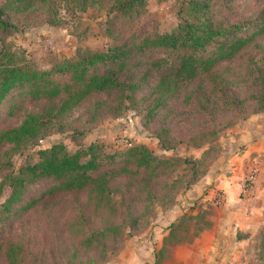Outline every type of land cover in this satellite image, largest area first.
Listing matches in <instances>:
<instances>
[{
	"label": "rangeland",
	"instance_id": "obj_1",
	"mask_svg": "<svg viewBox=\"0 0 264 264\" xmlns=\"http://www.w3.org/2000/svg\"><path fill=\"white\" fill-rule=\"evenodd\" d=\"M51 4L59 19L57 25L48 24L45 15L22 14L13 18L18 30L6 38L13 49L24 51L32 68L41 71L51 70L80 50L102 51L136 37L168 33L179 22L176 0H145L139 11L129 17L110 12L108 0L84 11L78 10L73 0H52ZM225 7L212 5L214 19L225 25L242 26L243 37L253 36L247 48L235 55L232 67L227 64L231 61L222 65L228 67L222 72L225 77L239 80L232 89L242 99L246 92L258 89L253 79L258 73L249 75L248 69L260 67L264 71V54H257L252 48L254 42L264 44V31L254 34L262 25L264 0H232ZM152 54L163 57L165 53L148 50L143 61ZM152 78L151 74L149 89L141 90L137 96L141 101L125 102L120 111L113 110L114 103L109 102L102 105L100 114L92 116L91 102L102 99L98 96L53 121L42 139L21 150L13 151L0 144V186L4 184L0 188V241L23 245L22 264H67L62 262L61 254L70 253L73 248L77 249L81 264H264V223L243 231L220 226L223 189L237 186L241 180L246 189L264 179V109L256 111L245 104L237 114L219 112L213 118H193L190 109L172 105L167 111L148 117L144 109L148 91L155 83ZM53 79L63 81L65 77L55 74ZM44 106V102L38 104L23 88L11 91L0 107V130L16 126L25 111L41 113ZM245 107L248 108L242 111ZM169 121L174 123L169 126ZM167 129L170 132L164 133ZM209 129L218 133L212 143L202 137ZM56 144H62L70 154L94 145L95 154L114 161V165L123 160L126 151L144 145L155 156L171 162L164 174L152 179L150 186L155 197L139 224L130 228L133 221L124 223L128 220L117 217L113 223L120 224L122 231L109 232L99 244L86 248L78 245L81 238L73 232L79 225H87L81 218L82 209L83 216L90 213L84 200L77 202L71 195L57 196L46 198L29 213L19 211L27 199L38 197L46 189L48 182H38L22 193L20 205H3L10 197L5 184L19 174L21 167L38 162L39 151ZM239 195L242 202L238 203L249 215L243 222L249 225V220L257 217L250 214V206L243 201L245 196L241 192ZM105 225L99 227L104 229ZM84 229L89 235L90 228ZM87 259L94 262H86ZM0 264H4L1 259Z\"/></svg>",
	"mask_w": 264,
	"mask_h": 264
},
{
	"label": "trees",
	"instance_id": "obj_2",
	"mask_svg": "<svg viewBox=\"0 0 264 264\" xmlns=\"http://www.w3.org/2000/svg\"><path fill=\"white\" fill-rule=\"evenodd\" d=\"M73 1L78 10L84 11L101 0ZM231 1L176 0L179 22L170 32L136 37L102 51L80 50L75 57L64 59L51 70L41 71L32 68L23 55L24 51L13 49L6 38L18 30L13 18L22 14L45 15L48 24L57 25L59 19L53 11L52 0H4L0 3V107L11 91L20 88L38 104L44 102L45 106L37 114L24 110L22 120L16 126L1 129L0 144L10 146L13 151L21 150L42 139L52 128L53 121L98 96L102 99L91 102L92 116L100 114L102 105L109 102L114 103L112 109L115 111H120L125 102L138 103L141 101L137 98L140 91L149 89L151 74L155 83L148 91V103L144 109L148 117L168 110L172 105L190 109L193 118H213L219 112L237 114L245 104L256 111L263 110L264 71L260 67L248 69L249 75L258 73L253 75L258 89L246 92L242 99L232 89L239 80L234 77L228 79L222 74L225 68L234 65L235 55L253 41V36L241 35L242 26L225 25L211 14L212 5H225L227 9ZM144 3L145 0H108L109 11L123 17L138 12ZM262 15V25L254 34L264 31V11ZM252 48L257 54H264V44L254 42ZM148 50H164L165 54L163 57L152 54L143 61V54ZM225 63L231 65L222 68ZM55 74L63 75L65 79L56 81L53 79ZM173 123L169 121V126ZM217 135L215 129H209L202 137L205 142L212 140L209 142L212 143ZM157 138L160 142L161 135ZM95 147L91 145L70 154L62 144H56L39 151L38 162L21 167L19 174L12 177L8 185L5 184L10 197L4 202V207L20 205L21 195L29 186L48 182L38 197L27 199L18 210L29 213L46 198L57 196L71 195L77 202L84 200L90 213L83 216L85 210L82 209L81 218L87 225L81 224L80 228L73 230L75 236L81 238L78 245L88 248L93 243L99 244L109 232H121V225L113 223L117 217L121 221L128 220L124 223L133 221L130 228L137 226L149 213V206L155 197L150 186L152 179L166 172L171 159L155 156L144 145H135L123 154L122 161L114 165V161L108 162L97 156ZM113 156L110 158L113 159ZM142 194L145 199H142ZM102 224H106L104 229L99 227ZM86 226L91 230L89 235L84 229ZM174 227L175 224L171 229ZM23 253L22 244L0 241V259L4 264H22ZM106 254L102 253V258ZM61 256L62 262L67 264L82 263L76 248ZM86 262L94 261L87 259Z\"/></svg>",
	"mask_w": 264,
	"mask_h": 264
},
{
	"label": "crops",
	"instance_id": "obj_3",
	"mask_svg": "<svg viewBox=\"0 0 264 264\" xmlns=\"http://www.w3.org/2000/svg\"><path fill=\"white\" fill-rule=\"evenodd\" d=\"M264 179H260L257 181L253 186H249L245 189L243 184V180L238 182L237 186H229L228 189H223L224 191V198H223V205L220 210V214L223 216V221L220 223V226L223 224L224 226L230 228H237L239 231L254 229L260 224L264 223ZM221 188H224L222 185ZM242 193L245 196V201L247 205L250 206V214L253 213L256 215V218L250 219V223L246 221L243 222L244 218H248V213H244L243 209L238 203L241 198L239 193ZM236 196H238L236 198ZM242 202V201H241ZM245 205V204H244ZM251 216V215H250ZM223 226V227H224ZM210 237H214V235H208ZM210 248V247H209Z\"/></svg>",
	"mask_w": 264,
	"mask_h": 264
},
{
	"label": "built area",
	"instance_id": "obj_4",
	"mask_svg": "<svg viewBox=\"0 0 264 264\" xmlns=\"http://www.w3.org/2000/svg\"><path fill=\"white\" fill-rule=\"evenodd\" d=\"M251 179H253V178H251ZM249 182V181H248Z\"/></svg>",
	"mask_w": 264,
	"mask_h": 264
}]
</instances>
